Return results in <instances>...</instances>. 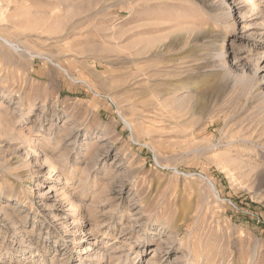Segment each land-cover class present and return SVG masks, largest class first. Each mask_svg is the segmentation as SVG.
<instances>
[{"label":"rangeland","instance_id":"rangeland-1","mask_svg":"<svg viewBox=\"0 0 264 264\" xmlns=\"http://www.w3.org/2000/svg\"><path fill=\"white\" fill-rule=\"evenodd\" d=\"M0 264H264V0H0Z\"/></svg>","mask_w":264,"mask_h":264},{"label":"bare ground","instance_id":"bare-ground-1","mask_svg":"<svg viewBox=\"0 0 264 264\" xmlns=\"http://www.w3.org/2000/svg\"><path fill=\"white\" fill-rule=\"evenodd\" d=\"M1 39L7 44H10V45H12L13 47H16V45L15 44H12L8 39H5V38H2L1 37ZM221 56H223V54H221ZM58 67H60V65H58L57 63H55ZM126 123L130 126L131 124H129L127 121H126ZM210 184L213 186V184L210 182Z\"/></svg>","mask_w":264,"mask_h":264}]
</instances>
